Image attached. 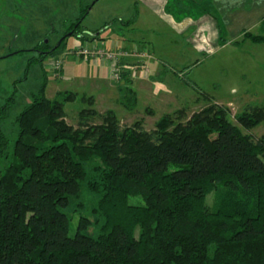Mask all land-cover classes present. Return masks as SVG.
Segmentation results:
<instances>
[{"label": "trees", "instance_id": "obj_1", "mask_svg": "<svg viewBox=\"0 0 264 264\" xmlns=\"http://www.w3.org/2000/svg\"><path fill=\"white\" fill-rule=\"evenodd\" d=\"M248 39L264 42V20ZM120 91L125 106L137 102L129 84ZM75 96L51 99L44 83L17 116L13 145L1 125L9 105L0 113V264H264V137L221 105L165 114L151 130L95 107L73 125ZM237 119L250 128L264 110Z\"/></svg>", "mask_w": 264, "mask_h": 264}, {"label": "rangeland", "instance_id": "obj_2", "mask_svg": "<svg viewBox=\"0 0 264 264\" xmlns=\"http://www.w3.org/2000/svg\"><path fill=\"white\" fill-rule=\"evenodd\" d=\"M168 1L167 14L160 11L161 15H147L142 0H0V113L9 105V116L1 125L11 145L18 136L17 116L32 102V95L44 83L51 99L59 92L76 93V98L65 106L67 121L73 125H77L83 111L95 107L100 112L115 111L122 126L141 122L145 129L151 130L165 114L185 110L183 117L186 120L194 112L221 105L243 132L255 139L263 138L264 119L247 128L238 121L237 115L252 108L264 110V42L241 40L242 36L240 42L235 43L239 40H230L222 23L220 37L216 40L197 35L196 23L188 31L177 33L172 20L182 22L188 17L190 2ZM85 8L87 11L77 28V35L68 36L64 46L56 50V45L64 39L71 24L78 22ZM140 8L144 13L141 17L137 16ZM196 11V8L192 9V16L195 17ZM134 16L137 22L126 25L125 21ZM163 19L167 23L169 19L170 24ZM83 35H98L99 38L83 42ZM103 39L110 44L111 40H117L116 43L121 45L127 43L129 48L139 50L136 57L144 58L145 62H136L137 73L125 71L127 76L123 77L124 67L120 63L122 78L116 79L113 74L109 84L83 82L80 77L99 75L105 78L107 70L73 52ZM44 40L53 48H44ZM49 50L55 53H41ZM41 55L47 56L44 61H35ZM148 58L155 59L151 62L152 67L162 61V66H166L170 77L169 84H165L170 89L166 92L172 94L169 102L151 96L152 68L146 64ZM55 60L61 61L62 69L53 67ZM140 68L142 71L138 73ZM129 81L135 82L136 90ZM160 82L163 83L158 81L156 85ZM123 84H129L135 91L137 102L134 105L130 102L129 106L122 104L120 86ZM83 94L92 96L93 103Z\"/></svg>", "mask_w": 264, "mask_h": 264}, {"label": "crops", "instance_id": "obj_3", "mask_svg": "<svg viewBox=\"0 0 264 264\" xmlns=\"http://www.w3.org/2000/svg\"><path fill=\"white\" fill-rule=\"evenodd\" d=\"M143 1V9H145V13L147 15L152 14H160V11L162 13L167 14V6H168V0H142ZM190 2V5L188 7L190 8L188 11L189 16L186 17L182 22H177L176 20H172L174 23V26L177 27V30H175L177 33H182L188 31L191 26L196 23L198 29L195 30L197 35H202V39H208V40H216L219 39L220 35V29L219 26L222 23L224 29L226 30L227 34L229 35V39L231 40H240L244 33L246 31H251L257 33L260 31V24L264 20V0H187ZM140 7V6H139ZM138 8V6H137ZM196 8L197 11L194 13L195 17L192 16V9ZM144 15L142 13L141 8L137 13V16ZM161 15V14H160ZM171 17L174 16L168 15ZM219 16V18L217 17ZM136 21V20H135ZM134 21V23H135ZM163 21L166 24H170L169 19H167L168 23L163 19ZM137 22V21H136ZM133 23V24H134ZM100 40V39H99ZM199 39H197L198 41ZM249 40V39H248ZM104 41L109 48L117 47L116 50H122L129 55L122 57L121 64L124 67V72L127 71L131 74L137 73V65L135 66L136 62H145L144 58L136 57L138 55L131 54L132 51H135L136 49L129 48V45L126 43V45H121L116 43V41L111 40V44L109 41ZM230 43V42H229ZM233 43V42H232ZM230 43V44H232ZM203 45V43H201ZM139 51V50H136ZM141 51V50H140ZM143 52H148L147 50H144ZM151 55H155L152 52H150ZM155 57V56H153ZM147 65L152 68V80L149 82L150 84L149 89L151 96L155 99L169 102V98L172 97V94H168L166 92V89H170L167 87L169 84V75L166 73V66L163 65V61L160 63H155L153 67L151 66V62L155 59H146ZM95 66H98L100 64L101 67L106 68V76L105 78H101L99 75H94L92 78H83L80 77L83 82H88L89 84L91 82L96 84H102L107 83L109 84V81H112L113 73H112V64L111 62L107 60H99V61H93ZM140 72L142 71V68H140ZM133 76V75H132ZM80 78H73L76 80H79ZM102 79V80H100ZM154 79H157L160 82V84L156 85L158 81L156 80V83L153 82ZM114 81V80H113ZM144 79H142V82ZM167 81V82H166ZM133 82V84H132ZM129 81L132 85V87L136 90L135 82ZM148 84V83H147ZM154 85V86H151ZM167 84V85H165ZM102 88V86H101ZM107 88V87H106ZM181 97L179 95L178 98Z\"/></svg>", "mask_w": 264, "mask_h": 264}, {"label": "built area", "instance_id": "obj_4", "mask_svg": "<svg viewBox=\"0 0 264 264\" xmlns=\"http://www.w3.org/2000/svg\"><path fill=\"white\" fill-rule=\"evenodd\" d=\"M91 44L88 43V45L86 46L76 48L73 53L77 54V56H85V59L90 61L107 60L109 62H112L114 77L116 79L122 78L120 71L121 59L123 56L129 55V53L122 50H115L113 48H109L104 41H94ZM131 54L139 55L140 53L135 50L133 51V53L131 52ZM141 55H145V53H142ZM53 67L57 70L62 69L61 61L55 60L53 63Z\"/></svg>", "mask_w": 264, "mask_h": 264}]
</instances>
